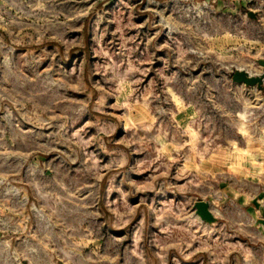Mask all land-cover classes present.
Masks as SVG:
<instances>
[{"label": "rangeland", "instance_id": "rangeland-1", "mask_svg": "<svg viewBox=\"0 0 264 264\" xmlns=\"http://www.w3.org/2000/svg\"><path fill=\"white\" fill-rule=\"evenodd\" d=\"M239 69L264 0H0V264H264Z\"/></svg>", "mask_w": 264, "mask_h": 264}, {"label": "water", "instance_id": "water-1", "mask_svg": "<svg viewBox=\"0 0 264 264\" xmlns=\"http://www.w3.org/2000/svg\"><path fill=\"white\" fill-rule=\"evenodd\" d=\"M232 78L237 82L260 85L264 80V73H261L259 75H252L243 69H239L233 73ZM197 207L201 212H204L206 209L204 203L202 202L197 203Z\"/></svg>", "mask_w": 264, "mask_h": 264}]
</instances>
